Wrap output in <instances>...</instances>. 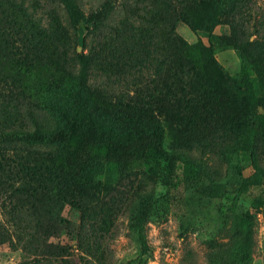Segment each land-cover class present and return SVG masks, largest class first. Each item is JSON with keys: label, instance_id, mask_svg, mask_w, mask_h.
Masks as SVG:
<instances>
[{"label": "rangeland", "instance_id": "obj_1", "mask_svg": "<svg viewBox=\"0 0 264 264\" xmlns=\"http://www.w3.org/2000/svg\"><path fill=\"white\" fill-rule=\"evenodd\" d=\"M69 1L80 4L86 16L99 12L98 27L93 28L88 17L76 22ZM167 4L184 46L194 44L200 33L212 42L216 57L219 50L235 48L241 68L233 74L234 81L242 85V77L248 76L257 89H264V60L259 57L264 48V0H0V264L24 258L18 224L9 214L17 203V195L11 198L9 181L14 183L15 175L10 169L19 160L34 162L36 155L26 153L27 145L43 151L50 145L61 147L70 123L57 114L64 91L68 112L79 98L84 110L100 115L120 102L139 104L148 95H158L167 89L166 83L177 98L183 94L186 62L175 47L168 46L164 67L151 61L149 69L141 64L148 50L162 57L161 46L150 43L148 34H155ZM175 13L186 15L189 23ZM147 18L152 20L149 31ZM36 22L52 25L53 31L58 26L59 34L68 32L70 52H94L90 90L60 65L39 56L33 44L40 35ZM181 25L196 29L194 40L184 35ZM183 54L195 61L204 84L214 80L225 86L220 69L209 65L198 50ZM108 69L113 70L108 80L112 88L100 93L93 86L107 83ZM150 76L155 81L148 85ZM229 114L213 110L186 128L168 129L166 149L179 155L173 172L164 167L156 171L145 162L124 171L94 169L97 185L78 205L53 200L49 208L55 223L49 240L63 248L60 263L264 264V141L253 142L254 136L230 128ZM39 128L60 131L50 139L53 133L37 136ZM46 158L42 154L38 161ZM37 204L40 208L44 203ZM38 219L33 216L32 224ZM48 223L44 213L40 226Z\"/></svg>", "mask_w": 264, "mask_h": 264}, {"label": "trees", "instance_id": "obj_2", "mask_svg": "<svg viewBox=\"0 0 264 264\" xmlns=\"http://www.w3.org/2000/svg\"><path fill=\"white\" fill-rule=\"evenodd\" d=\"M68 3L76 22L86 20L85 18L88 17L89 21H92L91 26L95 29L98 27L99 12L86 16L80 4L76 5L73 1ZM168 9V4L163 7L164 12L160 14L161 21L155 34L151 32L148 34L150 43L157 41L161 46L158 50L161 51L162 57L148 50L147 57L141 64L149 69L147 63L151 61L157 63V68L159 65L162 68L169 60L168 46L175 47L179 58L183 56L182 63L186 62V71L183 73L187 81L182 85L183 94L177 98V92H174L166 83L167 89H162L158 95H148L139 104L120 102L116 106L111 101L114 106L106 114L100 115L84 110L79 98L73 101L68 112L64 91L60 102L57 103L59 110L62 111H58L57 114L62 121L70 123L62 133L61 147L50 145L47 151H43L36 144L27 145L26 153L36 155L34 162L30 163V158L19 160L10 169L11 174L15 175L14 183L9 181L13 186L11 198L15 195L18 197L15 196L17 203L9 209V214L18 224L17 242L24 251V258L15 264H64L60 263L63 258L62 246L49 240L55 223L54 210L49 206L53 200L57 199L61 203L78 205L88 189L97 185L92 174L94 169L116 168L124 171L137 163L145 162L154 166L156 171L160 168L163 170L164 167L168 172H173L179 155L175 150L166 149L168 129L186 128L196 118H204L205 113H211L214 110V114L217 115L230 113L227 115L228 126L237 133L247 137L254 136L253 142L264 141V89H257L248 76L242 77L243 84L238 85L234 81V75L226 71L216 57L212 42H206L200 33L194 44L186 43L184 46L174 31L175 26L167 14ZM175 14L176 18L189 23L186 15ZM144 21H147L149 31L152 20L147 18ZM34 22L30 24V28L34 27ZM36 24L40 35L38 38L34 37L33 44L39 56L60 65L71 77L79 79L82 85L90 90L89 80L93 74L91 67L95 62L94 52L92 53L91 50L88 53L70 52L68 43L71 37L68 32L59 34L58 26L53 31L52 25L47 27L40 26L37 22ZM132 25L135 26V24ZM17 30L18 34L22 31ZM28 39L32 38L28 37ZM237 48L240 49L241 57L244 59L242 47ZM181 50L186 55L198 50L209 65L220 69L225 86L214 80H207L204 84L195 61H188L180 52ZM21 57L19 56L18 59ZM259 57L264 60V48L260 50ZM157 73L158 70L155 74ZM112 74V69L106 70L104 76L107 83L102 86H93V88L100 93L108 92L112 88V84L108 81ZM150 78L151 82L148 85L154 84L155 81L154 76ZM149 89L151 90L152 87ZM183 109H191V113L182 114ZM59 131L55 128H39L40 134L37 136L50 137L53 133L50 137L53 139L54 133ZM23 133L29 135V138L32 137L28 129H25ZM16 151L19 152L20 149ZM42 154L47 158L44 161H38ZM2 166L4 169V165ZM18 180L19 185H16ZM2 184L4 181L0 179V185ZM37 201L44 204L39 208ZM44 213L49 223L40 226ZM35 215L41 219L33 225L32 218Z\"/></svg>", "mask_w": 264, "mask_h": 264}, {"label": "crops", "instance_id": "obj_3", "mask_svg": "<svg viewBox=\"0 0 264 264\" xmlns=\"http://www.w3.org/2000/svg\"><path fill=\"white\" fill-rule=\"evenodd\" d=\"M181 29L184 35L189 40H194L196 33L189 27L181 25ZM217 58L219 61L225 66V68L231 73L235 74L238 73L241 68V59L239 53L235 48H225L219 50L217 53Z\"/></svg>", "mask_w": 264, "mask_h": 264}]
</instances>
